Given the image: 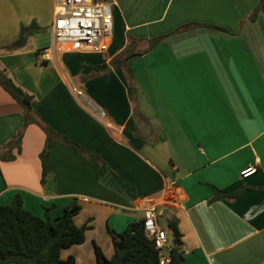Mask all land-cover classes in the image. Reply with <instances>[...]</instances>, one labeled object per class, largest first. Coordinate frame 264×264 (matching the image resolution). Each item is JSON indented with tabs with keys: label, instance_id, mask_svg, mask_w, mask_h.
Instances as JSON below:
<instances>
[{
	"label": "crops",
	"instance_id": "crops-1",
	"mask_svg": "<svg viewBox=\"0 0 264 264\" xmlns=\"http://www.w3.org/2000/svg\"><path fill=\"white\" fill-rule=\"evenodd\" d=\"M109 2L106 53L44 61L53 0H0V68L36 104L25 124L28 107L0 86V206L20 195L24 209L55 221L77 199L76 225L92 228L61 255L77 264H98L95 244L111 258L108 229L122 233L151 208L170 248L177 221L182 264H264V12L250 21L259 0ZM30 27L24 46L4 48ZM125 52L135 53L124 62L134 100L126 67L113 63ZM48 131L55 143L42 182Z\"/></svg>",
	"mask_w": 264,
	"mask_h": 264
},
{
	"label": "trees",
	"instance_id": "trees-1",
	"mask_svg": "<svg viewBox=\"0 0 264 264\" xmlns=\"http://www.w3.org/2000/svg\"><path fill=\"white\" fill-rule=\"evenodd\" d=\"M111 1V0H103ZM260 12H264V0H259V5L250 16V21H255ZM198 26L197 24H194ZM200 25V24H199ZM209 28L226 31L223 28L211 25H204ZM184 27L178 29L182 30ZM33 32L32 27L23 28L20 36L4 48L14 50L25 45L28 36ZM167 36H161L149 40L148 50L156 47ZM135 53L125 52L116 58L114 64H123L127 69L129 78V94L134 100L136 91L134 85V74L124 62ZM0 86L20 105L28 102L31 109H25V124L32 122L29 114L34 112L35 103L32 97L27 95L20 87L6 75L0 68ZM22 133L16 135L17 143L21 142ZM55 143L51 132H47V143L44 151L40 155L42 163V182L46 181L50 172V150ZM68 147L80 154V147L75 143L66 140ZM98 174L103 170L95 165ZM212 187V186H211ZM215 191V199L221 198L220 191L212 187ZM82 206L77 199H72L65 208L62 216L52 221L47 215L41 218L27 211L23 207V200L20 195H16L9 205L0 206V264H77L76 258L70 256L62 258V252L73 246L81 245L86 240V232L92 228L85 224L77 226L75 217L81 212ZM168 230L173 233L176 245L169 252L170 262L168 264H182L184 251L182 249V235L176 220L168 223ZM111 237L114 254L108 258L102 248L95 244V254L98 264H160V252L155 241L149 238L144 230V220H137L130 223L122 233L108 229Z\"/></svg>",
	"mask_w": 264,
	"mask_h": 264
},
{
	"label": "built area",
	"instance_id": "built-area-1",
	"mask_svg": "<svg viewBox=\"0 0 264 264\" xmlns=\"http://www.w3.org/2000/svg\"><path fill=\"white\" fill-rule=\"evenodd\" d=\"M54 23L53 45L43 49L40 57L44 61L58 60L64 52L106 53L114 34V10L108 1L103 0H53ZM81 99L84 95L75 89ZM253 173L248 169L243 173L247 177ZM146 235L155 241L160 252V264L170 262L168 232L160 226L155 209L144 215ZM168 253L163 255V251Z\"/></svg>",
	"mask_w": 264,
	"mask_h": 264
},
{
	"label": "water",
	"instance_id": "water-1",
	"mask_svg": "<svg viewBox=\"0 0 264 264\" xmlns=\"http://www.w3.org/2000/svg\"><path fill=\"white\" fill-rule=\"evenodd\" d=\"M24 104H25L28 108H31L30 103H28V102H24Z\"/></svg>",
	"mask_w": 264,
	"mask_h": 264
},
{
	"label": "rangeland",
	"instance_id": "rangeland-1",
	"mask_svg": "<svg viewBox=\"0 0 264 264\" xmlns=\"http://www.w3.org/2000/svg\"><path fill=\"white\" fill-rule=\"evenodd\" d=\"M67 250L64 251V253L66 252ZM168 252L166 250L163 251V255H166Z\"/></svg>",
	"mask_w": 264,
	"mask_h": 264
}]
</instances>
